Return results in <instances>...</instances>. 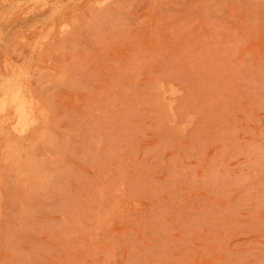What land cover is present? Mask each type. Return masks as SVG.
I'll list each match as a JSON object with an SVG mask.
<instances>
[{"label":"rangeland","instance_id":"1","mask_svg":"<svg viewBox=\"0 0 264 264\" xmlns=\"http://www.w3.org/2000/svg\"><path fill=\"white\" fill-rule=\"evenodd\" d=\"M0 264H264V0H0Z\"/></svg>","mask_w":264,"mask_h":264},{"label":"bare ground","instance_id":"2","mask_svg":"<svg viewBox=\"0 0 264 264\" xmlns=\"http://www.w3.org/2000/svg\"><path fill=\"white\" fill-rule=\"evenodd\" d=\"M14 106L18 116V125L23 127L26 124L29 114V102L27 98H23L18 90L11 92L6 96V100L2 102V108Z\"/></svg>","mask_w":264,"mask_h":264}]
</instances>
